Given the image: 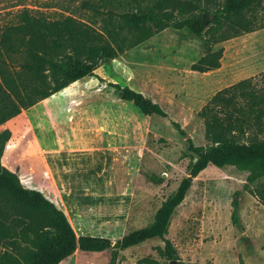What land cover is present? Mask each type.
I'll list each match as a JSON object with an SVG mask.
<instances>
[{
    "label": "rangeland",
    "instance_id": "rangeland-1",
    "mask_svg": "<svg viewBox=\"0 0 264 264\" xmlns=\"http://www.w3.org/2000/svg\"><path fill=\"white\" fill-rule=\"evenodd\" d=\"M156 3L175 18L200 15L207 26L211 23V10L201 12V0H0V30L16 23L26 9L49 19L71 16L111 43L119 41L118 36L133 40L99 64L93 75L81 77L60 94L61 99L68 97L70 130L95 140L109 139L111 145L72 155L68 168L72 185L80 189L41 192L62 210L76 235L91 233L110 241L104 251H78L59 264H109L110 251L121 236L148 226L160 203L186 175L192 156L187 139L193 145L207 143L199 109L219 89L264 71V27L217 43L171 25L153 31L146 23L145 28L153 31L147 36H142L143 29L134 35L121 29L120 13ZM207 44L211 50L221 48L218 67L192 70ZM113 84L140 92L166 116L141 114L119 98ZM38 105L20 110L0 125V130H11L1 165L14 168L20 183L33 189H38ZM258 137L264 138V131ZM245 176L231 165H207L191 180L162 237L115 249L112 264H264V205L244 189ZM232 201L236 225L230 218ZM17 230L0 229V264H17L23 251L32 247L28 243L32 235L18 236Z\"/></svg>",
    "mask_w": 264,
    "mask_h": 264
},
{
    "label": "trees",
    "instance_id": "trees-1",
    "mask_svg": "<svg viewBox=\"0 0 264 264\" xmlns=\"http://www.w3.org/2000/svg\"><path fill=\"white\" fill-rule=\"evenodd\" d=\"M202 9L211 10V23L206 25L198 16L175 18L171 10L156 3L150 8L120 13L121 29L131 35L143 29L142 36L171 25L184 28L189 34L217 43L241 32L264 27V0H201ZM259 11L261 13L259 14ZM146 23L150 26L145 28ZM113 43L89 25L71 16L49 19L24 9L18 21L0 30V124L41 99L50 96L83 76L93 75L101 63L112 59L117 52L133 44L131 38L117 37ZM221 48L205 53L191 65L204 72L219 65ZM120 99L131 102L143 115L165 117L155 102L127 86L113 84ZM205 145H193L186 175L174 192L160 203L152 222L121 236L109 254L112 264L115 249L134 246L145 240L160 238L166 232L174 208L182 201L191 180L207 165L234 166L245 172L244 189L264 205V71L216 91L199 109ZM174 128L181 132L178 123ZM249 133L245 140L242 138ZM8 129L0 130V157L8 140ZM231 222L238 224L236 202L232 201ZM0 221L16 227L39 240L36 247L27 249L23 264H57L81 251L100 252L110 245L108 238L87 234L75 235L65 214L39 190L24 187L16 173L0 164ZM17 248L12 241H4ZM239 264H246L239 261Z\"/></svg>",
    "mask_w": 264,
    "mask_h": 264
},
{
    "label": "crops",
    "instance_id": "crops-1",
    "mask_svg": "<svg viewBox=\"0 0 264 264\" xmlns=\"http://www.w3.org/2000/svg\"><path fill=\"white\" fill-rule=\"evenodd\" d=\"M74 82L70 83L69 85L73 84ZM69 85L37 102V104H39L37 106V190H39L40 192H75V187L74 185H72V173L69 172L68 168L71 160H73L72 155L79 151H98L101 149H105V147L109 148L111 145L109 139L104 140L102 137L99 140H95L93 135H91L90 137L82 135L78 136L74 133V131L70 130V128L72 127V119H69V104L65 102L68 97L67 95H64L62 99L60 97L61 92H63V90ZM10 140L11 139H9L8 142H10ZM8 142H6L5 147H3L1 155L9 150ZM5 168L13 171L14 173H17L16 170L11 166L5 165ZM80 188L81 187L78 186L75 189ZM84 188L86 187H82V189ZM3 228H11L12 230H17L16 227L10 226L0 221V229ZM16 232H18V236L28 235V233L19 232L18 230ZM81 234L85 233H80L79 235ZM87 235L93 234L90 233ZM28 243L31 244L32 247H36L39 243V240L32 237L30 241L28 240ZM78 251L81 252V250L75 248L73 253H76ZM71 256L72 255L70 254L67 257L63 258L61 261L63 262V260H66ZM26 257L27 249L23 251L21 258L19 260H16L17 264H23L26 260ZM59 262L57 264H59Z\"/></svg>",
    "mask_w": 264,
    "mask_h": 264
},
{
    "label": "water",
    "instance_id": "water-1",
    "mask_svg": "<svg viewBox=\"0 0 264 264\" xmlns=\"http://www.w3.org/2000/svg\"><path fill=\"white\" fill-rule=\"evenodd\" d=\"M172 262H173V261H171V264H173Z\"/></svg>",
    "mask_w": 264,
    "mask_h": 264
}]
</instances>
